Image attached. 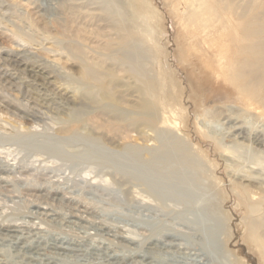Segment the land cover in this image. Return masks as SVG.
I'll use <instances>...</instances> for the list:
<instances>
[{"label":"rangeland","instance_id":"obj_1","mask_svg":"<svg viewBox=\"0 0 264 264\" xmlns=\"http://www.w3.org/2000/svg\"><path fill=\"white\" fill-rule=\"evenodd\" d=\"M187 2L0 0V222L29 223L34 241L52 235L49 241L65 247L44 246L35 263L51 257L50 264H150L147 251L166 252L173 260L166 264H262L240 220L244 208L237 203L245 193L231 183L223 157L198 124L239 148L246 167L264 152L255 140L264 138V120L240 104L212 100L220 91L209 78L208 98L198 106L202 84L185 74L196 66L184 59L192 42ZM228 2L264 22V0ZM61 69L96 86L87 88ZM66 84H77L75 101L60 93ZM146 102L157 112L152 124L140 112ZM162 112L178 125H163ZM69 120L77 128L63 132ZM189 210L210 225L209 253L201 246L204 235L186 221L193 217ZM127 231L147 237L145 245L117 235ZM156 236L168 246L157 245ZM7 246L0 240V258ZM10 249L15 262L8 264H18Z\"/></svg>","mask_w":264,"mask_h":264},{"label":"bare ground","instance_id":"obj_2","mask_svg":"<svg viewBox=\"0 0 264 264\" xmlns=\"http://www.w3.org/2000/svg\"><path fill=\"white\" fill-rule=\"evenodd\" d=\"M187 1H188L187 2L188 11H187V16H186V19H187L186 21L188 23L187 25L189 26V28H187L188 33L189 35L192 36V39H191L192 42H191V45H188L185 49L186 53L184 55L185 56L184 59L186 58L187 60L192 59L194 61V64H196V66H194L195 68L194 70H185V74L190 80L191 79L195 80L199 86L202 84L201 88L203 92L201 93L200 97H198L199 98L198 106L201 105L203 102L205 103L206 98H208V95L205 92L206 90L205 83L208 82L207 78H209L211 80L210 83L211 84L213 83L217 88L216 90L220 91L217 95L214 96V99L212 100L220 101L223 107L231 106L234 103H236V105L240 104L243 106V109L245 110V112H248V110L254 111L256 113V119L259 118L261 119V121L264 120V22L258 21L259 16L257 12L253 14H248V15L245 14V17H244L245 10L242 11L238 9L239 4H235L234 6H232L230 4L231 1L228 2L229 0H225V1L223 0L222 1L221 0H187ZM250 7L248 6L246 7V9L249 8L250 10ZM249 10H246V11H249ZM258 11L260 12V10ZM230 14L233 15L234 17L231 18L229 16ZM222 21L223 23L222 25H220V22ZM229 21H232V24L231 22L229 23ZM21 53L23 52L21 51ZM21 64L23 68H26L27 70H29V73L40 77V79L42 78L46 80L48 78V76L46 75L47 73L44 74L42 70L29 67L26 62H21ZM62 71H63L62 73H64L65 75H69L71 77L69 69L68 70L64 69ZM71 78L75 81H78V82L80 81L82 83H85V86H87V88L89 87L91 88L94 85V84H91L87 80V77L84 74L78 75V76L73 75V77ZM152 84H153L152 79L150 78L145 79L146 86L151 88ZM66 85L59 86L60 93L63 94L65 97H67L69 100L75 101L76 95L79 92L77 84L72 87H69L68 85L67 86ZM193 85L194 84L192 83V86ZM94 86H96V84ZM140 112L143 116L142 119L144 120V122L148 124H152L156 121L157 112H155V108L152 105V103L146 102L142 106V109ZM175 119H176L175 117L171 118L168 115H166L164 112H162L161 122L163 125H168L170 127L175 128L178 125ZM71 121L72 120L66 121L60 127V129L63 132L64 131L72 132L76 130L77 128L76 123L71 122ZM198 132L201 133L206 138H208L209 140H212L214 146L216 147V149L219 150L220 155L223 157L226 166L229 168V171H228L229 180H231V183L237 185L240 188V190H242L245 193V197H246L245 202L237 203L238 206H242L244 208V212L240 215V220L245 225L246 237L254 244L262 260V264H264V156L261 155V153H264V152H259V155L255 157V159L251 158L253 160L249 162V164L247 163L248 166L245 165L246 167H244V166H241L243 161L239 159L240 158L239 148L235 147L234 144H231L228 142H222L218 140L217 137H215L214 134H212L208 129H206L204 125L198 124ZM260 135L256 137L255 140H256V143H258L262 147L264 145V138L262 136L260 137ZM243 137L245 139L248 138L247 136H243ZM250 137H253V136H250ZM188 213H191L193 217L192 219L186 220L187 223L195 227L198 233L204 235L203 240L201 241V246L205 249L206 252L209 253L208 250L210 249L205 246L206 245L209 246L210 241H212V238L210 237V233L212 232L210 230V225L204 224L205 218L202 214H198L192 210H189ZM77 214L79 215V213ZM71 216L75 217V214L73 213L71 214ZM185 218L187 219V217ZM229 219H230L229 217L226 219V223H229L228 221ZM28 224H21V223L20 224H16V223L4 224L0 222V240L1 241L5 240V242L9 244V246L6 247L7 251H5V253L7 252V254L5 258L4 257L0 258V264H8L9 263L8 261L14 260L12 257L10 258V255H15L11 253L10 247H13L15 253L18 254V256L21 258L20 261H16V263L18 264H34L36 261V260L34 261V258H37L35 256H37L38 254H41L42 250L44 249V246L48 245L52 249L53 248L54 249H60V248L64 249L65 248L61 245L62 242L61 243L59 242L58 244H56V240L54 238H52L53 241H49L51 238L50 236L52 235L43 237L42 242L39 240L34 241V236H33L34 230L33 228L27 227ZM216 227H219V224L214 225V231L217 229ZM159 231L162 233L161 230ZM117 235L129 242L133 241L136 246L143 245L144 243H141L143 242L142 240L147 239V237L146 238L144 237L141 240L138 239L139 238V237L137 238L138 234H136L134 231L132 232L127 231L126 235L123 233H118ZM156 238L157 236L155 237V239ZM156 241L158 242H155V241L154 242L157 245H160V247L168 246L166 242L159 241V239L158 240L156 239ZM213 241L215 242L216 240H213ZM112 246L113 245H111L110 247ZM107 249H109V247ZM140 250L141 249H139L138 251L141 252ZM155 250L159 251L158 248H154V250L152 249V251H155ZM148 251L150 250L148 249ZM64 252H66V250ZM117 252L118 250L114 252V255L116 256L115 258L117 259L122 258L123 256L121 255V253L118 254ZM164 253L166 252L160 253L161 256H157L154 253L152 254L147 251L142 254H144L143 256L145 257H149L150 264L152 263L153 264H166V262H171V261H168L169 258L167 259V257L166 258L164 257L165 255L162 256V254ZM2 254L0 253L1 256ZM172 257L174 258V255H172ZM50 258L51 257L46 258L43 264H50V260H51ZM170 260L172 259L170 258ZM177 261L179 260L176 259L175 262ZM102 262L103 261H100L99 263H102ZM180 262L182 263L183 261L181 260Z\"/></svg>","mask_w":264,"mask_h":264}]
</instances>
